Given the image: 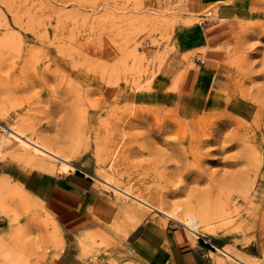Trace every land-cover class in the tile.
<instances>
[{
    "label": "rangeland",
    "instance_id": "rangeland-1",
    "mask_svg": "<svg viewBox=\"0 0 264 264\" xmlns=\"http://www.w3.org/2000/svg\"><path fill=\"white\" fill-rule=\"evenodd\" d=\"M207 67L206 94L192 82ZM0 111V138L23 118L28 134L76 146L89 172L181 216L227 218L193 237L94 178L121 214L71 235L39 198L23 204L29 163L6 151L0 264H153L126 242L142 222L176 232L198 264H237L216 247L264 264V0H0Z\"/></svg>",
    "mask_w": 264,
    "mask_h": 264
},
{
    "label": "crops",
    "instance_id": "crops-1",
    "mask_svg": "<svg viewBox=\"0 0 264 264\" xmlns=\"http://www.w3.org/2000/svg\"><path fill=\"white\" fill-rule=\"evenodd\" d=\"M207 60L215 61L208 57ZM212 68L200 70L192 82L193 89L204 93L210 91ZM202 72V75L199 73ZM91 175L78 172L57 174L54 170L46 174L41 170H32L22 181L27 192L39 198L47 211L57 220L64 232L78 235L111 225L118 221L121 214L120 204L98 187ZM168 228L155 223L142 222L131 226L126 234V242L143 260L153 264H164L167 259L173 264H198L201 259L194 252H186L178 242L176 232L173 235ZM168 253L172 256L168 258Z\"/></svg>",
    "mask_w": 264,
    "mask_h": 264
},
{
    "label": "bare ground",
    "instance_id": "bare-ground-1",
    "mask_svg": "<svg viewBox=\"0 0 264 264\" xmlns=\"http://www.w3.org/2000/svg\"><path fill=\"white\" fill-rule=\"evenodd\" d=\"M185 21L186 22L183 23L186 24V26L192 25L194 22L193 20ZM4 119H6V116L3 112L0 111V125H2V122L5 121ZM22 119L19 123L13 124L11 127H9V125L8 127L3 125V128L6 131V135H3L4 137L2 136V138H0V157L6 151H11V153H14L15 155H22V158L26 159L29 163L30 172L37 169L43 171L46 174L52 173L54 171V168L52 166V164L54 163L52 160L61 163V165L58 167L61 174L68 175L72 172H76L77 169H81L88 175H91L93 178L97 179L107 189L114 190L120 196L137 203L140 207L159 211L160 213L165 215L164 217L182 223L193 237L200 238V236H202L203 229L206 230V232L211 233L213 230H215V227L224 226L225 220L227 218L226 215H224L222 212L209 210V208L202 209L195 206L187 207L188 209H186L184 216H181L179 215L181 210L180 206L177 207V209H175L174 211L170 209L171 207L169 208L171 211L169 209L167 210L164 208L163 202V204H161L159 200L154 201L146 197V195H142L139 191L137 192L133 191L130 188H126L121 182L116 179V177H114L112 174H108V172L107 175H103L100 172H89L88 167H86L85 165H77V159L80 157V152L75 148L76 146L69 147L68 145V147L66 146L55 148V146L51 145L49 142H47V140L45 141L44 138L40 139L39 136L35 134V132H33L32 134H28V123L25 119ZM35 135L38 136L37 138L39 139H35ZM111 153H113V151ZM1 191L2 187L0 182V194ZM21 191L23 195V204H28L32 199H35L36 197L27 192L24 186H22ZM162 199L164 201V198ZM192 240L196 242V239ZM216 249L224 256L228 257V259H230V261H232L233 263L253 264L252 261H248L249 259L246 260V258H241L225 247H216Z\"/></svg>",
    "mask_w": 264,
    "mask_h": 264
}]
</instances>
